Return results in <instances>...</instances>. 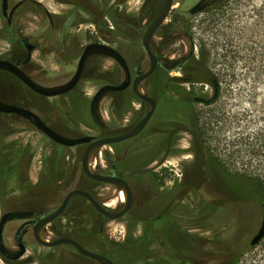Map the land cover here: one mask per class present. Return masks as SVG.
Masks as SVG:
<instances>
[{"label": "rangeland", "instance_id": "374dc122", "mask_svg": "<svg viewBox=\"0 0 264 264\" xmlns=\"http://www.w3.org/2000/svg\"><path fill=\"white\" fill-rule=\"evenodd\" d=\"M39 1L54 13L63 11V7L52 1ZM197 1L175 0L171 14L155 34L153 44L161 61L188 56L191 50L194 59L198 60L200 48L204 45L209 51L207 65H196L190 61L181 71L168 72L159 68L143 83V89L151 90L152 94L157 96L166 88V84L174 82L183 84L182 88L185 90L191 88L192 92L203 91L211 96L209 79L212 75L209 74L212 72L220 86L217 101L212 105H195L196 130L200 128L201 133L199 138L204 139L211 155L222 161V169L213 167L210 182L216 187L219 185L221 187L228 184V178L235 175L237 178L252 176L258 177L264 186V168L257 169L256 162L247 159L244 150L234 145L237 139L247 135L246 117L250 115V121L253 123V116L255 119L259 116L254 110L260 111L264 104V85H260L255 91L250 89L251 84L245 82L241 76L245 72L242 60L234 66L238 79L232 83L228 77L231 71L229 63L226 62L228 59L223 58L227 41H233V37L235 40L236 36H239L236 41L244 55L242 34H245V28L250 23L255 24L258 20V13L264 0H219L207 10L194 15L189 14V9ZM161 2L162 0H149L143 3L142 0H133L127 7L129 14L137 15L140 21L149 18L150 9L155 13ZM174 11H178L179 17L175 31L168 33L165 28L172 23ZM186 21H189L190 26L188 33L185 31ZM40 24L41 20L29 13L17 24V35L29 37L38 32ZM256 29L258 27L255 28L257 33ZM137 51H141L140 46L132 49L130 53L137 54ZM25 55L22 44L17 39L8 37L6 20L2 17L0 6V59L16 60L18 57L24 58ZM139 56L137 60L146 67L148 60L145 54L140 52ZM31 64L36 69L28 68L31 75L41 83L53 82V76L59 79L70 77L65 69L55 65L53 55L43 57L40 52H35ZM103 65L107 70L112 64L105 61ZM112 77L114 75L110 72L94 75L88 68L76 92L57 99L42 100L12 77L0 72V97L28 108L70 137L97 135L93 134L88 113L90 98L99 87L109 83ZM190 84H194V89ZM251 91L254 92V97L250 96ZM171 95L174 96L172 93ZM140 105V102L126 91L119 96L114 105L112 103L110 105L105 99L100 105V116L111 128L116 125L124 129L125 125L135 121ZM218 112L225 114L222 124H214L210 120L211 117L217 116ZM235 113L239 125L227 119ZM158 116L167 122L171 119L172 113L162 109ZM209 122L213 124L210 125ZM255 126H259V123L253 124L252 128ZM185 127H188L187 121ZM0 137V164H4L8 169L6 175L8 197L15 196L18 202L24 201L30 206L55 208L69 191L78 189L89 191L100 203H112L110 209L122 204L118 199L122 193L118 192L116 187L92 181L81 171L84 146L59 150L53 142L34 130L27 122L13 115L0 114ZM181 138L183 141L180 147L173 151L176 152L174 156L166 161L174 166L173 169L182 166L189 172L191 177L184 187H177L176 184L168 182L169 175L165 177L167 172L163 171L162 164L144 168L149 140L142 138L137 143L129 144L130 159L124 160L123 165L132 167L121 171L133 187L130 211L117 221H109L96 213L83 199H75L72 207L59 220V233L76 239L88 250L104 251L118 264H225L229 254L234 256L236 264H264V238L251 249L245 246L238 256H235L241 241L239 232L229 228L227 218L221 214L222 210L219 207L207 209L206 206H209L207 202L215 200L216 195L204 189L198 191L203 179L200 181L196 178L202 176L201 169L205 162H208L205 150L194 134L193 138L188 134L181 135ZM101 150L109 152V147L105 146ZM233 152L236 153L233 155ZM166 161L163 164L168 165ZM194 161L201 165V169L200 166H192ZM100 162L101 158L97 155L92 163L95 171L101 170ZM44 163L49 164L51 171H44ZM20 164L22 169L16 184L14 167ZM211 173L209 170V175ZM47 176L48 180H45ZM199 204L203 206L200 208ZM174 205L176 206L173 207ZM167 218L176 221V224L179 221L178 230L181 229L185 235L175 247L169 243ZM101 222L104 223L102 235L99 233ZM255 222L250 224L254 226ZM196 223L205 228L199 232L200 236L194 231ZM17 226L14 224L5 230V242L9 246L11 235ZM257 227L258 225L256 229ZM195 237L201 241L194 242ZM0 264L8 263L0 257ZM53 264L95 263L65 246H57L53 248Z\"/></svg>", "mask_w": 264, "mask_h": 264}, {"label": "flooded vegetation", "instance_id": "af4514ba", "mask_svg": "<svg viewBox=\"0 0 264 264\" xmlns=\"http://www.w3.org/2000/svg\"><path fill=\"white\" fill-rule=\"evenodd\" d=\"M49 1L59 4V6L63 7V11L61 13H54L53 11L49 10L47 5L43 4L39 0H7L5 17L2 15V17L6 20V32L8 33V37L13 40L17 39L22 44V47L26 52L24 58L18 57L16 60H7V61H10L14 64H18L21 71H23V73H25V75H27L36 84L45 88H56L65 85L75 74L79 64L80 57L85 47L91 44H103L113 48L123 59L130 74L131 82H133L137 74L144 71V69L149 64V58L142 44L143 35L146 28L148 27V25L156 15L160 6H158L155 13L152 9H150L151 11L148 19H144V20L141 19L139 21L137 15L129 14L130 11L127 6L129 5V2L133 0H49ZM148 1L149 0H142L143 3H146ZM218 1L214 2L211 0H204V1L198 0L191 6L188 13L194 15L198 13L199 10H200L199 12L207 10L213 7L214 5H216ZM0 4H1V0H0ZM29 13L33 14L35 17L41 20V24L38 29V32L29 37L24 36L22 34L17 35L18 32V30L16 29L17 24H19ZM124 42L128 44H125ZM152 45H153L154 53L158 60L155 71L159 68L168 72H173L174 70L181 71L186 64L190 63L193 55V52H190L188 56L179 57L176 60L161 61L159 54L154 47L153 41H152ZM138 46H140L141 51H137L138 52L137 54H131L130 53L131 50L137 48ZM28 47L32 48V52L30 59L27 61ZM35 52H40V54L43 57L48 54L53 55V62L55 63V65L65 69V72H67V74H70V77H67L65 79L64 78L59 79L57 76H53V82L49 84H44L37 81L31 75V72L28 69L31 68L33 70H36L35 67L32 66L31 64L32 55ZM140 52L141 54L142 53L145 54V57L148 60L146 67H143L142 63L139 60H137V58L140 57L139 56ZM105 61H109L112 64L110 68H107V70L103 65ZM88 68L90 69L91 73L94 75L103 74L104 72H110V74H115L118 72L121 74L120 81L106 83L103 84L102 86L105 85L117 86L125 79V73L123 69L119 66V64L115 60L105 56L95 55L89 57L86 60L80 81L73 90H71L69 93L65 95L68 96L78 90L79 84L81 83V80ZM0 72L9 75L17 83L26 87L21 81H19L13 75L3 71ZM151 76H149L147 79H149ZM146 80L142 82V87H143V83ZM213 82L214 80H211L210 82V87L212 88V94L214 91ZM193 85L194 84H190V86H192V89H194ZM182 87H184L183 84L170 82L166 84V88L162 92L158 93L157 96L156 95L154 96L151 90L145 91V93L148 94L155 102V110L153 115L147 121L142 131L139 132L137 135L123 141L115 142L111 144V146H107L109 147V152H102V150H100L97 155H99V157L101 158L102 163L101 162L99 163V167L101 170L99 172L98 171L96 172L103 176L116 177L124 180L129 186L131 195H133V187L131 183L128 182L126 177H124L121 174V171L123 169H129L132 167V166L126 167L123 165L124 160L130 159L131 146H129V144L131 145L132 143L133 144L137 143L139 140L143 138L149 140L148 141L149 145L147 148V161L145 162L144 168H149L152 165H156V164L157 165L162 164V166L164 167L163 171L165 173L167 172V174H165V177L167 178V176L169 175L168 177L170 180L168 182L172 185L176 184L175 186L177 187H184L189 177H191L189 176L190 175L189 172H187L186 168L182 166L173 169L174 166H171V163H169L166 160L176 153L173 151H176L177 148L180 147L179 145L183 141L181 135L188 134L193 138V134L196 131L194 125V121L196 117L195 105L203 104L200 102H195V99L208 98L209 96L203 91L193 90L192 92L191 88L185 90ZM28 90L32 92L30 89ZM126 91H129L132 94V96H134V98L138 102H140L141 104L140 110L136 114L135 121L128 125H125L124 129H120L119 126L116 125L111 128L108 124H106L102 120L100 116V105L105 99L109 101L110 105L111 103L112 105L116 104L117 100L119 99V96ZM32 93L42 98V100L57 99L65 96L62 95L53 98H46L34 92ZM171 93L174 96H172ZM92 97L90 98V102L92 100ZM0 100L14 106L26 108L24 106L17 104L16 102L13 103L8 102L1 97ZM90 102L88 106V113L92 122V129H93L92 131L94 132L93 134H97V135H83V136H92L95 139L116 138L129 133L144 118V116L146 115L149 109V105L147 103L140 101L133 94L131 90V86L122 92L106 94L99 103L96 121L93 120L90 114V110H89ZM162 109H166L172 113L171 119L167 122H165L162 119H159L158 114ZM43 119L41 118V120L48 127H50L51 129H53L54 131H56L57 133L63 136L70 137L66 135L65 132L57 128L55 125L47 123L46 120ZM186 121L188 125L187 128L185 127ZM44 137L47 138L46 136ZM78 137H82V136H78ZM70 138H77V137H70ZM54 144L58 147L59 150L66 148L63 146L59 147L60 145L58 146V144L56 143ZM126 145L128 146L126 147ZM80 146H84L83 148V155H84V152L86 151L89 145L84 144ZM80 146H76L73 148H77ZM164 161H166L169 166L163 164ZM192 166H197V167L200 166L201 169V165L195 161L193 162ZM213 167L216 166L209 160L208 162H205L204 167H202L201 169V171L203 172L202 176L196 178V179H200V181L203 179L202 183L200 184V187L198 188V191L204 189L207 192L208 191L213 192L216 195V198L213 201L207 202L209 203V206H206L207 209H211V208L214 209L219 207V209L222 210L221 214H224L227 218L229 228L239 232L241 236L240 238L241 241H240L239 249L236 252L237 254L235 255L238 256V253L242 251V249L245 246L249 248L248 244L250 239L252 238V236H254L257 233L260 227L262 213H263V206H264V195L261 193L260 189H257L255 187V185L252 182H250L246 178H242V177L237 178V176L228 178L227 180L228 184H226L225 186H221V187L220 185L217 187L214 186L213 183L210 182V179L212 180V176H213L212 175L214 170ZM43 169L44 171H51L48 163L43 164ZM209 170H211L212 172L211 175H209ZM45 180H48V176ZM85 192L89 193L91 196L94 197V195H92V193H90L89 191H85ZM226 192L228 194H226ZM77 199H82V198H77ZM73 201L67 206L64 213L59 218L52 221L47 226L43 227L42 233L45 239L49 242L59 238H68L77 242L81 247L85 248V246H82L81 242L77 241L74 238L68 237L67 235H61L58 230L59 220L65 215L67 210H69V208L72 207ZM86 203L87 205H90L87 201ZM100 204L105 205L108 208L112 206V203L109 204L100 203ZM59 205L55 208H46L41 205L30 206L29 204L24 203V201L23 202L17 201L16 206H9L8 208H6L3 211L2 215L11 214L12 216L6 220L3 228L1 245L5 252L4 254L0 253L1 258L4 259L8 264H53L54 247L46 248L41 246L37 241L35 228L42 219H44L46 216L51 214L55 209L59 207ZM120 206L111 210H117L120 208ZM175 206L176 205H174L173 207ZM202 206H203L202 204H199L200 208ZM254 221H256L255 225L256 226L258 225L257 229L255 225L253 226L252 224H250L251 222L254 223ZM198 223H196L194 231L195 232L197 231L199 233L205 228ZM14 224L18 226L14 231V233L11 235L10 238L11 246H9V244L5 242L6 239L5 230L8 226L12 227ZM179 225H180L179 221H177L176 224V221H172L167 218L166 228H168V231L170 232V236L168 239L172 247H175V245L178 244L180 238L181 237L183 238L184 235V232H182L181 229L178 230ZM103 231H104V223L101 222L99 225V233L102 235ZM200 235L201 233H199V236ZM197 237H195V239L193 238L194 242L201 241V239H197ZM59 246H65V245H59ZM21 247H23L25 250L24 254L16 260L13 259L15 253L18 252ZM65 247L70 249L67 246ZM95 253L107 257L114 264H118L116 261L109 258L108 254L105 253L104 251L97 250ZM86 259L88 261H92V263L98 264L89 258ZM234 263H235L234 256L232 254H229V257L226 259L225 264H234Z\"/></svg>", "mask_w": 264, "mask_h": 264}, {"label": "water", "instance_id": "95a60500", "mask_svg": "<svg viewBox=\"0 0 264 264\" xmlns=\"http://www.w3.org/2000/svg\"><path fill=\"white\" fill-rule=\"evenodd\" d=\"M211 1L216 2L218 0H211ZM174 4H175V0H163L153 20L146 28L143 35L142 44L149 58V64L144 69V71L137 74L133 82H131L128 69L123 59L120 57V55L110 46L103 44H91L86 46L80 57L79 64L75 74L65 85L56 88H45L36 84L27 75H25L23 71H21L18 64H14L10 61L0 59V71L7 72L13 75L32 92L46 98H53V97L65 95L75 88V86L80 81L84 64L89 57L95 55L105 56L115 60L119 64V66L123 69L125 73V79L117 86H112V85L102 86L95 93V95L92 97L89 107L90 114L93 120L95 121L97 120V110L99 103L106 94L122 92L127 88H129L130 86L133 94L140 101L147 103L149 105V109L146 115L144 116V118L129 133L116 138L95 139L92 136H82L77 138H70L63 136L57 133L56 131H54L53 129H51L50 127H48L38 115L30 111L29 109L19 106H14L0 100V114L14 115L19 117L20 119L27 122L37 132L43 134L54 143L66 148H73L76 146L88 144L89 146L84 152V155L81 160V170L83 174L90 180L117 187L119 192H121L123 195L124 202H122L120 208L117 210H111L107 206L100 204L93 196H91L89 193L85 191L78 189L69 191L66 194L65 198L63 199L62 203L59 205V207L55 209L51 214L46 216L44 219H42L35 228L36 238L41 246L46 248H51L59 245H65L75 253L84 256L86 258H89L98 264H114L107 257L89 251L81 247L77 242L71 239L59 238L49 242L43 236L42 229L52 221L59 218L64 213L67 206L77 198H82L86 200L98 214L107 218L109 221H117L129 212L132 205V195L127 183L124 180L116 177L100 175L92 168V163L95 160L101 148H103L104 146H111V144L115 142L123 141L137 135L139 132L142 131L147 121L153 115L155 110V102L148 94L145 93L142 87V82L146 80L149 76H151L157 67L158 60L154 53L152 41L157 30L163 25V23L166 21L169 14L171 13ZM6 8H7V0H1V11H2L1 13L4 17H5ZM31 52H32V48L28 47L27 61L31 57ZM191 52H193V50H191ZM213 86H214V91L211 96H209L208 98H196L195 102H200L205 105L214 102L218 94V87L215 81L213 82ZM11 216L12 215L9 214V215H2L0 217V253L1 254H4L5 252L1 245L3 228L6 220ZM263 238H264V206H263V213H262L260 227L257 233L254 236H252V238L250 239L248 244L249 248H253L257 246ZM24 252H25L24 248L21 247L20 250L15 253L13 259L16 260L20 258L24 254Z\"/></svg>", "mask_w": 264, "mask_h": 264}, {"label": "trees", "instance_id": "16d2710c", "mask_svg": "<svg viewBox=\"0 0 264 264\" xmlns=\"http://www.w3.org/2000/svg\"><path fill=\"white\" fill-rule=\"evenodd\" d=\"M173 21L170 25H168L165 29L168 33L175 31L176 21L179 17L178 11L173 12ZM258 20L255 22V24L250 23L248 27L245 28V34H242V40L244 41L243 50L244 55H242V49L239 44H237L238 37L233 41L228 40L226 44L225 53L223 55V58L228 59L226 62L229 63V68L231 69L230 74L228 75L230 81L234 83L238 79V75L235 73V65L238 63L239 60H242V65L245 69V72L243 73V79L245 82L250 83V89L255 91L258 90V87L260 85H264V2L262 4V7L260 8V11L258 13ZM258 22V23H257ZM257 23V24H256ZM258 32L256 33L255 28H257ZM189 22L186 21V27L185 31L188 33L189 31ZM258 34V35H257ZM244 35V37H243ZM242 55V56H241ZM209 59V51L206 50L204 45L201 46L198 60L194 59V56L192 55L191 61L195 63L196 65H207ZM241 62V61H240ZM210 72L209 75V83L211 80H214L218 87V94L217 98L219 96V81L215 78L213 73ZM114 77H112L111 80H109V83L111 82H117L119 78L121 77L120 73L113 74ZM248 85V84H247ZM254 92H250V96L254 97ZM217 98L214 102L208 105H212L217 101ZM254 112H257L259 116H257V119H255V116H253V120L251 123L250 118L251 116L248 115L247 120V126L245 129V134H247L244 138L237 139L234 142V145L243 149L245 152V157L249 160H254L256 162V168L259 169L261 167L264 168V104L260 107V111L254 110ZM225 114H222L221 112H218L217 116L211 117V121H213L214 124H220L223 120ZM236 113L234 115H231L227 119L231 120V123L239 125L237 122ZM259 123V126H255L252 128L253 124ZM210 125H212V122H209ZM222 124V123H221ZM195 128L197 127L196 120L194 121ZM199 135L201 137L200 128H197V130L194 132V136L199 139L201 145L203 146L205 153L207 155V158L210 162H212L217 168L222 169V161L219 160L217 157L215 158L213 155H211L210 150L206 146V143L204 139H200ZM1 139V137H0ZM236 152H233V155ZM1 160V158H0ZM22 169L21 164L17 167H14V180L17 184V179L20 178V170ZM7 172L8 169L4 166V164H0V217L3 211L8 208L9 206H16V202L18 201V198L15 196H9L7 193L9 192V189L7 188ZM236 176V175H235ZM250 182H252L257 189H260L261 193L264 195V186L263 183L258 179V177H252L248 176L246 178ZM251 249V248H250ZM1 257V256H0ZM109 258H111L108 255ZM112 259V258H111ZM114 260V259H113ZM236 264V261L235 263Z\"/></svg>", "mask_w": 264, "mask_h": 264}, {"label": "bare ground", "instance_id": "6f19581e", "mask_svg": "<svg viewBox=\"0 0 264 264\" xmlns=\"http://www.w3.org/2000/svg\"><path fill=\"white\" fill-rule=\"evenodd\" d=\"M119 199H120V202H123L124 199H123V195L122 194L119 195Z\"/></svg>", "mask_w": 264, "mask_h": 264}]
</instances>
